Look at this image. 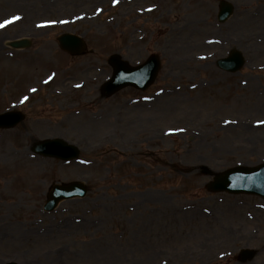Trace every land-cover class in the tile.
Masks as SVG:
<instances>
[{
    "label": "rangeland",
    "instance_id": "374dc122",
    "mask_svg": "<svg viewBox=\"0 0 264 264\" xmlns=\"http://www.w3.org/2000/svg\"><path fill=\"white\" fill-rule=\"evenodd\" d=\"M219 1L0 0V112L27 116L0 130V264H264V199L205 188L264 162V0H229L223 24ZM64 32L82 35L86 54L63 51ZM18 37L32 45L7 46ZM232 48L247 59L235 74L215 64ZM115 53L131 64L159 54L154 86L104 98ZM143 94L156 98L138 109ZM49 137L81 156L31 151ZM71 180L87 197L44 212L50 185ZM244 247L256 255L240 262Z\"/></svg>",
    "mask_w": 264,
    "mask_h": 264
},
{
    "label": "water",
    "instance_id": "95a60500",
    "mask_svg": "<svg viewBox=\"0 0 264 264\" xmlns=\"http://www.w3.org/2000/svg\"><path fill=\"white\" fill-rule=\"evenodd\" d=\"M233 12V6L227 1H221L219 10V20L224 22ZM59 45L62 49L72 54H82L86 48L84 40L71 33H64L58 37ZM12 47L21 48L30 45L28 39L14 40L9 43ZM109 62L114 66L113 76L103 85L104 95H111L127 85H136L146 88L155 78L160 67L159 59L151 56L144 64L138 67H130L127 61L119 55H112ZM245 60L242 53L233 50L229 56L220 58L217 64L220 68L228 71L239 70ZM24 119V114L19 111H7L0 114V127L11 128ZM33 151L46 156L60 157L65 160L77 158L79 149L68 144L61 139H48L36 142ZM208 189L212 191H229L231 193H255L264 197V164L254 168L235 167L218 173L208 184ZM87 193V187L82 182H71L64 184H54L48 194L45 209L53 210L59 201L73 197H83ZM254 255L250 250L241 253L245 260ZM16 264V263H8Z\"/></svg>",
    "mask_w": 264,
    "mask_h": 264
},
{
    "label": "bare ground",
    "instance_id": "6f19581e",
    "mask_svg": "<svg viewBox=\"0 0 264 264\" xmlns=\"http://www.w3.org/2000/svg\"><path fill=\"white\" fill-rule=\"evenodd\" d=\"M121 2H127V4L129 5V3L131 2V0H120ZM163 1H165V0H158V2L157 3H162ZM145 7H147V5L145 6Z\"/></svg>",
    "mask_w": 264,
    "mask_h": 264
},
{
    "label": "snow or ice",
    "instance_id": "6c2138e0",
    "mask_svg": "<svg viewBox=\"0 0 264 264\" xmlns=\"http://www.w3.org/2000/svg\"><path fill=\"white\" fill-rule=\"evenodd\" d=\"M16 18H18V17H16ZM5 23H8V21H6ZM52 23H54V21Z\"/></svg>",
    "mask_w": 264,
    "mask_h": 264
}]
</instances>
